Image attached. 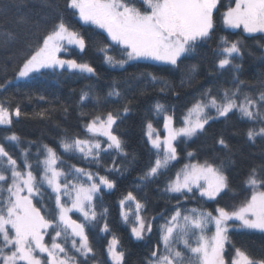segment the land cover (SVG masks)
Instances as JSON below:
<instances>
[{
    "label": "snow or ice",
    "instance_id": "6c2138e0",
    "mask_svg": "<svg viewBox=\"0 0 264 264\" xmlns=\"http://www.w3.org/2000/svg\"><path fill=\"white\" fill-rule=\"evenodd\" d=\"M220 4L221 0H65L66 10L79 23L106 34V43L99 51L113 69H125L134 62L178 69L183 59L212 40ZM221 20L227 29L242 30L258 42L264 41V0H232ZM86 48L85 37L61 16L23 62L17 79L28 80L42 69L96 76L90 63L71 58L73 50L83 53ZM216 52V70L231 73L230 87L205 89L182 113L179 124L174 109L159 101L151 106L152 117L163 122L164 135L152 118L145 120L144 135L154 150V160L139 177L142 183L165 176L181 158L180 145L205 133L211 122L222 118L228 121L238 114L249 122L247 140L253 144L257 138L264 140V81L254 93V86L240 78L244 56L241 41L221 37ZM61 53L68 57L62 58ZM147 75L153 85L159 84L160 92L169 87L157 75ZM92 98L90 92H83L79 103ZM94 99L98 108L103 107L99 96ZM121 101L119 108L90 115L81 111L86 135L61 138V152L42 144L33 157L30 147H21L19 135L11 131L5 135L0 142V264H88L89 260L100 264L90 239L93 230L107 240V261L126 264V251L108 223V208L102 204L104 193L117 187L113 176H123L126 171L117 166V156H129L117 129L132 113L134 103L111 86L106 102ZM21 115L19 106L13 110L0 103V127L10 130L13 116ZM38 115L43 118L45 113ZM5 142L20 150V163ZM216 143L231 151L223 135ZM62 156H76L95 165L96 170L68 164ZM105 156L111 157V167L105 163ZM186 157L188 162L166 180L163 191L176 204L169 213H160L163 223L157 225L155 216L148 217L147 203L133 191L119 200L121 222L133 240L150 239L154 228L158 235L146 264H264V257H253L229 237L233 229L264 233V164L250 168L243 182L248 195L238 206L228 208L219 204L223 195L232 191L223 163L210 159L201 162L193 159L195 153L191 151ZM189 200H198L201 206L187 208L184 202ZM208 202H215V208L203 207ZM71 213L78 216L73 218ZM229 244L231 254L226 248Z\"/></svg>",
    "mask_w": 264,
    "mask_h": 264
},
{
    "label": "trees",
    "instance_id": "16d2710c",
    "mask_svg": "<svg viewBox=\"0 0 264 264\" xmlns=\"http://www.w3.org/2000/svg\"><path fill=\"white\" fill-rule=\"evenodd\" d=\"M230 4L232 0H221L219 12L216 13L217 28L212 40L200 46L196 53L183 59L178 69L141 62L132 63L125 69H113L104 62L103 53L99 51L106 43V34L79 23L70 11L66 10L65 0H23L22 3L21 0H0V103H5L13 110L19 106L22 113L19 118L13 119L10 130L0 127V142H4L5 135L11 131L21 137V147L31 148L33 157L38 146L42 144L53 146L61 152L58 145L61 138L86 135L82 127L81 111L90 115L97 110L122 107L123 101L120 104L106 102L111 86L115 85L125 98L134 101L132 113L119 123L117 129L125 140L129 153L127 158L116 157L117 166L122 165L126 171L123 176H113L117 187L110 193L105 192L102 201L103 206L109 210L108 223L120 237L126 251V264H146L150 250L158 239L155 228L148 240L135 241L130 237V230L121 222L119 209V200L128 191H133L138 199L147 203L146 213L149 218L155 216L157 219L154 223L158 225L163 223L160 213H169L176 204L175 200L169 201L166 197L170 194L163 191L166 180L188 162L187 152L195 153L193 159H199L201 162L210 159L217 164L223 163L232 191L223 195L219 204L228 208L238 206L248 195L243 182L250 168L264 164V140L257 138L255 144L249 142L246 137L249 122L240 119L237 114L228 121L222 118L211 122L205 133L187 141L186 144L182 143L179 148L180 160L174 162V166L165 176L150 183H142L139 180L154 160V150L144 135L145 120L152 118L154 126L163 134V122L152 117L151 106L159 101L174 109L176 122L179 124L182 113L205 89L212 88L216 91L221 87L231 86V73H220L216 70V49L221 37L241 41L244 56L240 60L243 65L240 78L254 86V93L261 86V81H264V47L260 46L264 41L258 42L242 30L232 31L223 26L221 14ZM61 16L71 27L80 31L87 41L85 52L73 50L71 58L90 63L96 69L97 75L45 70L34 74L27 81L15 83L23 62ZM67 57L68 54H62V58ZM148 73L168 82L169 87L165 92L159 91V84L153 85L150 82ZM83 92H90L93 98L81 105L79 98ZM41 96L44 99H40ZM96 96L101 98L103 107L96 106ZM65 108L67 111H64ZM40 112L45 113L43 118L38 115ZM220 135L229 143L230 152L216 143ZM5 146L20 163V150L7 142ZM62 159L67 160L68 164L96 170L95 165H89L76 156H62ZM104 161L111 167L110 156H105ZM100 172L104 174L103 168ZM138 184L141 187L138 188ZM184 203L187 208L201 206L198 200ZM215 206V202L203 204V207L208 209H214ZM77 216L78 214L73 215L74 218ZM229 237L232 243L247 250L253 257H264V233L231 231ZM90 239L96 249L97 261L100 264H110L105 252L107 240L103 234L93 230ZM226 248L231 254V244L226 245ZM88 264L94 262L89 260Z\"/></svg>",
    "mask_w": 264,
    "mask_h": 264
},
{
    "label": "rangeland",
    "instance_id": "374dc122",
    "mask_svg": "<svg viewBox=\"0 0 264 264\" xmlns=\"http://www.w3.org/2000/svg\"><path fill=\"white\" fill-rule=\"evenodd\" d=\"M228 30H232V29H228ZM232 31H236V30H232ZM62 54H63V53L60 54L61 57H62ZM134 63H135V62H134ZM141 63H150V64H154V63H152V62H141ZM155 65H157V64H155ZM161 66H162V65H161ZM45 70H51V69H42L41 72H42V71H45ZM34 74H37V73H33L32 76H33ZM32 76H31V77H32ZM28 80H29V79H28ZM24 81H27V80H18L17 77H16V79H15L14 82H15V83H18V82H24ZM14 118L16 119L17 117L13 116V119H14ZM163 135H164V132H163V134H161V136L163 137ZM101 139H103V138H101ZM74 214H77V213H71L72 216H73ZM73 218H74V217H73ZM230 223H232V222H230ZM236 223L238 224V222H236ZM231 231H246V232L261 233V232L254 231V230H239V229H233V230H230V232H231ZM230 232H229V233H230Z\"/></svg>",
    "mask_w": 264,
    "mask_h": 264
}]
</instances>
